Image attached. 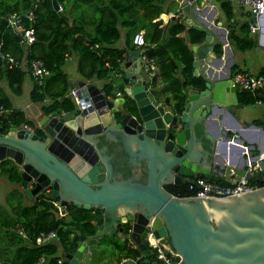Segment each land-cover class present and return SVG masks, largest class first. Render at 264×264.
<instances>
[{"label":"water","instance_id":"1","mask_svg":"<svg viewBox=\"0 0 264 264\" xmlns=\"http://www.w3.org/2000/svg\"><path fill=\"white\" fill-rule=\"evenodd\" d=\"M177 2L180 12L170 18L204 34L190 47L192 74L201 77L203 88L182 89L179 114L167 109V97L159 100L153 93L137 55L123 53L120 77L131 106L124 105L122 95L105 96L80 80L70 85L76 92L74 111L45 114L43 131L37 127L41 135L27 126L5 132L0 126V161L11 160L19 168L20 187L29 200L45 193L60 213L66 204L98 211L93 234L80 235L75 250L61 254L66 264H89L97 240L114 233L140 251L128 262L138 264L150 257L146 228L179 255L178 264H264V186L207 198H176L164 188L197 177L260 180L264 175V124H241L229 110L242 106L230 78L234 59L226 34L232 25L213 23L215 9L204 17L207 8L197 0ZM51 4L59 10L56 0ZM249 22L258 28L255 43L264 45V10ZM217 29L219 38L213 35ZM252 129L262 137L244 145ZM247 165L257 172L245 171Z\"/></svg>","mask_w":264,"mask_h":264},{"label":"trees","instance_id":"2","mask_svg":"<svg viewBox=\"0 0 264 264\" xmlns=\"http://www.w3.org/2000/svg\"><path fill=\"white\" fill-rule=\"evenodd\" d=\"M56 1L60 7L57 11L53 9L51 0L40 1L32 22L35 39L24 46L19 43V36L9 28L6 17L12 12L21 13L29 5V0H0V50L20 62L10 68L0 62V81H5L11 93L20 95L27 71L22 66H26L29 59H40L50 74L40 85L32 82L29 100L39 103L43 113L60 115L75 109L74 100L66 95L68 80L63 68L64 60L70 54L77 57L76 70L80 76L103 80V95L115 97L118 93L124 97V105L131 106L132 101L123 92L125 79L118 81L116 77L121 72L123 53L133 47L132 36L138 31H142L145 41L151 44L144 53L157 67L151 87L162 94V100L168 98L167 106L172 113L179 114L182 110L185 100L183 88H203L201 77L192 74L190 47L202 41L204 34L172 19L162 24L158 17L170 10L168 0ZM218 2L225 22L233 26L227 34L232 48L237 51L252 48L255 40L249 32L251 14L243 12L240 15L244 18L240 19L233 11L231 0ZM172 4L175 5L174 0H170ZM119 27L125 29L121 48L114 46L120 37ZM214 53L220 54L219 46L214 47ZM237 67L234 63L230 73ZM259 71L264 72V66ZM258 98L264 102V93L237 92V101L242 105L252 104ZM249 123L263 125L264 117L253 118ZM0 126L4 132L10 126H27L34 128L37 134L42 133L21 109L13 107L1 85ZM227 134L231 135L230 132ZM0 175L16 185L6 192L4 204L0 203V264H33L40 255L52 264L60 253L75 250L80 235L93 234V222L98 211L67 204L64 212L60 213L58 206L45 193L25 201L26 195L19 188V170L8 159L0 161ZM165 189L173 194H189L185 184L175 183ZM127 228L125 224L124 232ZM18 229L26 238L18 234ZM49 230L56 231L55 240L33 244L39 232ZM139 255L140 251L128 246L126 239L115 233L105 234L97 240V249L91 253L89 264H114L123 257L136 259Z\"/></svg>","mask_w":264,"mask_h":264},{"label":"built area","instance_id":"3","mask_svg":"<svg viewBox=\"0 0 264 264\" xmlns=\"http://www.w3.org/2000/svg\"><path fill=\"white\" fill-rule=\"evenodd\" d=\"M41 0H29V5L21 13L12 12L7 15L6 21L9 26L18 36L19 43L21 45H28L35 39L34 28L32 25L34 19V11L39 6ZM236 5L249 12L252 15H257L264 10V0H236ZM256 31V25L253 26L249 23V32L254 33ZM132 43L137 48V56L141 64V69L146 76V79L151 84L152 79L156 75V65L154 62L147 58L145 50L151 46L150 43L145 41L142 31H138L132 36ZM1 45V42H0ZM0 62L3 66L12 67L19 65V60L13 56H6L0 50ZM26 63V70L34 84L40 85L44 79L50 74L40 59H29ZM230 78L233 84L237 86L238 91H248L251 94L264 93V72L259 70L255 71L246 67H237L232 73ZM118 94V93H117ZM74 100L77 104L75 89L70 90L66 94ZM261 99H256L255 103H259ZM64 114V113H62ZM245 171L251 174H255L257 170L253 169V166L247 165ZM228 178V179H227ZM189 194L178 195L170 193L176 198H207V197H225L231 195H238L247 193L264 186V175L261 179L252 178L247 179L243 175H229L221 181H214L207 178L197 177L191 182L185 183ZM18 234L25 236L21 229L17 230ZM148 234H151L154 238V243L148 240ZM52 238H56V231L49 230L46 232H39L33 239L34 245H41L46 242H50ZM146 244L148 247L149 258L144 256V260L138 264H178L179 255L176 252H172L169 248H166L160 238H157L152 233V230L146 228ZM134 261L131 258H121L118 264H128L129 261ZM33 264H49L48 259L40 255ZM52 264H66L63 262V258L58 256Z\"/></svg>","mask_w":264,"mask_h":264},{"label":"crops","instance_id":"4","mask_svg":"<svg viewBox=\"0 0 264 264\" xmlns=\"http://www.w3.org/2000/svg\"><path fill=\"white\" fill-rule=\"evenodd\" d=\"M175 1V5H170V0H168V6H169V8L168 9H170L167 13H161L160 15H159V19L161 20V22H162V24H164V23H166L167 21H168V19H171L170 17L172 16V15H174L175 14V12H177L176 14H178L180 11H179V3L177 2V0H174ZM218 0H199V2H198V6L199 7H202L203 9H205V8H207V12L204 14V17H206L210 12H211V10L212 9H215V12H214V14H213V16H212V19H211V21L213 22V23H217V22H220V24H226L227 22H225V19H224V16H223V13L221 12V10L219 9V6H218ZM231 4H232V8H233V11H234V13H235V15H236V13L238 14H241V13H243V12H247V11H245L244 9H242L241 7H239V6H237L236 5V0H231ZM59 9H60V7H59ZM242 16H244V15H242ZM251 16V15H250ZM190 17H192V16H190ZM195 21H198V18L197 17H192ZM242 18H244V17H242ZM173 20V19H172ZM250 23V22H249ZM182 24H184L185 25V27L186 28H188L187 26H186V24L185 23H182ZM235 26V25H234ZM232 28H233V26H232ZM119 33H120V37H119V40L117 41V42H115L114 43V46H116V47H118V48H121V47H123V44H124V34H125V29L124 28H121V27H119ZM252 35L254 34V33H251ZM182 35V34H181ZM213 35L215 36V37H220L221 36V30L220 29H217L216 31H214L213 32ZM226 39H227V34H226ZM227 42L229 43V41H228V39H227ZM229 45H230V43H229ZM216 46V45H215ZM256 47H258V48H256ZM253 48L254 49H256V50H258L259 52L260 51H262L261 49H263L264 48V45H262V44H258V43H254V45H253ZM230 49L232 50V53H234L233 51H234V49L232 48V46L230 45ZM250 49H252V48H250ZM249 49V50H250ZM237 51V50H236ZM246 51L247 50H245V51H238L237 52V56L239 55V58L235 61L234 60V63H236L237 65H238V67H246V68H250V69H252V70H255V71H257V70H259L260 69V67H262V66H264V63L263 62H255V63H253V64H251V63H249V59H248V55H245V53H246ZM263 51H264V49H263ZM128 53H131V54H136L137 55V48L133 45V47L131 48V49H127L125 52H124V54H125V56H127L128 55ZM260 53H263V52H260ZM208 56H209V53H208ZM250 56V55H249ZM138 57V56H137ZM121 62H122V59H121ZM121 62H120V70H122V68H123V66H122V64H121ZM76 64H77V57H76V55H74V54H70V55H68L66 58H65V60H64V63H63V68H64V70H65V73H66V75H67V80H68V92L70 91V90H72L73 88H71V86L70 85H74V84H76L78 81H80V80H86V81H89L90 83H92L93 85H95V86H97V87H99V88H101V86H102V84H103V80H101V79H97V78H91V79H86V78H83L82 76H80L79 74H78V72H77V70H76ZM22 68L26 71V66L25 65H23L22 66ZM129 69H134V67H128ZM157 68V67H156ZM26 73H27V71H26ZM28 74V73H27ZM29 75V74H28ZM156 76V75H155ZM121 77H120V74L116 77V79L119 81V79H120ZM1 82H2V80L0 81V85H1V87L3 88V90L4 91H6V92H10L9 91V89L8 88H6V89H4V87L2 86V84H1ZM6 84V83H5ZM28 85V84H27ZM7 87V86H6ZM31 87H32V80H31V78H30V76H29V86H28V89H29V91H30V89H31ZM24 89H25V83L23 82V84H22V91H21V93L24 91ZM5 92V93H6ZM11 93V92H10ZM154 94L156 95V97H158V99L159 100H162V98H163V96H162V94L161 93H159V92H157V89H155V91H154ZM116 96H118V94L116 93ZM28 98H29V92H28ZM10 99V98H9ZM10 101H11V99H10ZM11 103H12V105H13V107H15L14 106V104H13V102L11 101ZM261 103H263V101H260L259 103H252V104H256V105H260ZM249 105V104H248ZM245 107H247V105H242L241 107H238V108H235L234 106H232L231 108H230V112L231 113H234L235 114V117H236V119L241 123V124H243L244 122H249L251 119H253V118H262V117H264V109L260 112V115H259V117H250V118H247V117H243L242 115H241V111H242V109H244ZM15 108H19V109H21L23 112H24V114H25V116L27 117V118H29V119H31L33 122H34V125H35V127L37 128H39V129H41V131H43L42 130V128H41V126H40V122L42 121V119H43V117H44V115H45V113H43L42 112V110H41V108H40V104L39 103H35V102H31L30 100L28 101V102H26V103H23L21 106H19V105H17V107H15ZM168 109V108H167ZM69 113H66V115H68ZM60 115H58V117H59ZM62 117V116H61ZM114 128V127H113ZM115 129V128H114ZM249 135H247V136H245L246 137V140L245 141H243V144L244 145H246L247 144V142L248 141H254V140H259L262 136V134H261V132L259 131V130H257V129H252V130H250L249 131V133H248ZM11 161V160H10ZM12 162V161H11ZM13 163V162H12ZM18 168V167H17ZM18 170H19V168H18ZM3 179H5L4 177H2L1 175H0V183H1V181L3 180ZM228 179V178H227ZM224 180V179H223ZM9 182V181H8ZM16 185L15 184H13V183H9L8 185L6 184V187H5V189H4V191L0 194V196H2L3 197V202H0L1 204H4V196H5V194H6V192L8 191V190H10L11 188H13V187H15ZM19 188L21 189V187H20V185H19ZM24 192V191H23ZM25 194V193H24ZM26 199H28L27 197H26ZM67 205V204H66ZM20 235V234H19ZM117 236H119L118 234H116ZM21 236V235H20ZM22 238H26V236H21ZM120 237V236H119ZM123 237V236H122ZM122 237H120L121 239H123ZM24 240H26V239H24ZM52 240H55V238H52L50 241H52ZM132 247V246H131ZM134 247V246H133ZM61 254L62 253H60V255L59 256H61ZM118 264V263H117Z\"/></svg>","mask_w":264,"mask_h":264},{"label":"rangeland","instance_id":"5","mask_svg":"<svg viewBox=\"0 0 264 264\" xmlns=\"http://www.w3.org/2000/svg\"><path fill=\"white\" fill-rule=\"evenodd\" d=\"M237 17H240V19H242V15H240L239 13H236ZM216 24V23H215ZM222 26H224V24H221ZM256 31H258V28L256 26ZM258 48V47H256ZM264 49V48H263ZM263 49H261L263 53H260L258 50L254 49L252 47V49H248L245 53V55H248V59H249V63L253 64L255 62H263L264 63V51ZM234 53H232V57L233 59L236 61L239 58V55L237 56V52L236 50L233 51ZM250 55V56H249ZM223 62H225V58L223 59ZM231 70V69H230ZM23 82L25 83V89L24 91L20 94V95H14L13 93L10 92H6V94L8 95V97L11 99V101L13 102L14 106L17 107V105L21 106L23 103H26L29 101L28 98V86H29V75L25 72L24 73V77H23ZM158 82V81H157ZM2 86L4 87V89H6V84L5 81L2 80L1 82ZM23 84V83H22ZM28 84V85H27ZM154 92V91H153ZM264 109V102L261 103L260 105H256V104H249L247 105V107H245L244 109H242L241 111V115L243 117H259L260 112ZM232 134V132H230ZM10 182H8L6 179H3L0 183V194L4 191L6 184L8 185ZM22 190V188H21ZM23 191V190H22ZM170 193V192H169ZM27 199L25 198V201ZM29 200V199H28ZM0 202H3V197L0 196ZM117 234V233H116ZM163 243V242H162ZM164 244V243H163ZM164 246L166 247V245L164 244ZM144 260V258L140 261L142 262Z\"/></svg>","mask_w":264,"mask_h":264},{"label":"bare ground","instance_id":"6","mask_svg":"<svg viewBox=\"0 0 264 264\" xmlns=\"http://www.w3.org/2000/svg\"><path fill=\"white\" fill-rule=\"evenodd\" d=\"M262 38L264 39V36L262 35ZM224 63V62H223ZM213 68H215L214 66H212ZM148 240L151 242V243H154V238L151 234H148Z\"/></svg>","mask_w":264,"mask_h":264},{"label":"flooded vegetation","instance_id":"7","mask_svg":"<svg viewBox=\"0 0 264 264\" xmlns=\"http://www.w3.org/2000/svg\"><path fill=\"white\" fill-rule=\"evenodd\" d=\"M153 91H155V90H153ZM153 93H154V92H153ZM231 107H232V106H231ZM231 107H230V108H231ZM230 108H229V110H230ZM39 135H40V134H39ZM174 184H175V183H171V184L165 185L164 188H165L166 186L172 187ZM121 226H122V229H123V226H124V225H121ZM145 230H146V229H145ZM123 233H125V232H124V229H123V231H122V234H123ZM145 237H146V235H145Z\"/></svg>","mask_w":264,"mask_h":264}]
</instances>
